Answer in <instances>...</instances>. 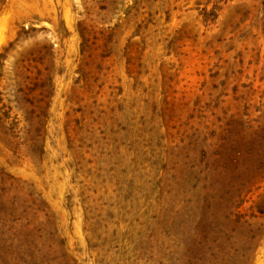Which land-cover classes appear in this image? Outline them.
I'll return each mask as SVG.
<instances>
[{
  "label": "rangeland",
  "instance_id": "374dc122",
  "mask_svg": "<svg viewBox=\"0 0 264 264\" xmlns=\"http://www.w3.org/2000/svg\"><path fill=\"white\" fill-rule=\"evenodd\" d=\"M0 264H264V0H0Z\"/></svg>",
  "mask_w": 264,
  "mask_h": 264
}]
</instances>
